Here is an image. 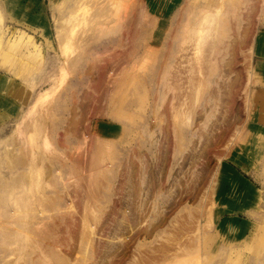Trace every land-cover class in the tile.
<instances>
[{"label": "rangeland", "instance_id": "1", "mask_svg": "<svg viewBox=\"0 0 264 264\" xmlns=\"http://www.w3.org/2000/svg\"><path fill=\"white\" fill-rule=\"evenodd\" d=\"M74 1L83 3V11L69 26L63 20ZM253 2L256 10L248 20ZM262 3L0 0L2 22L16 33L2 35L0 51L18 38L9 60L0 65V264H55L43 254L44 247L39 249L41 231L47 228L59 241L56 248L69 254L70 264L82 263L93 252L85 264H103L109 239L124 243L117 258L113 249L104 264H127L139 256L138 244L164 248L157 243L169 232L164 230L169 221L189 218L193 225L179 237L182 248L166 249L170 254L165 259L151 257L144 248L140 252L157 264H264V51L257 53L256 42L258 33H264ZM40 11L47 28L35 16ZM207 17L214 19L210 23ZM59 27L66 29V45L60 43ZM77 58L84 60L67 65ZM97 60L113 65L111 79L102 71L104 80L91 74ZM89 80L98 83L97 103ZM74 115L82 119L83 129L72 137L68 132ZM20 153L29 164L13 170L12 160ZM89 156L97 162L92 170ZM140 159L151 175L143 187L152 181L153 191H143L138 199L136 192L117 188L126 182L127 161L133 164L132 184L137 185ZM76 161L87 166L82 164L78 175L70 168ZM20 172L30 175L26 185L13 190L11 180L21 177ZM231 172L250 187L238 186ZM90 173L98 174L101 186L94 210L104 215L96 225L94 248L80 251L85 195L75 181L85 190ZM160 173L162 187L157 186ZM121 193L130 204L121 203ZM73 200L79 203L74 225L67 209ZM141 204L145 214L135 224L136 233L117 234L122 220L118 210L136 211ZM158 211L162 217L153 218ZM147 219L164 220L146 235ZM66 225L73 235L72 250L66 246Z\"/></svg>", "mask_w": 264, "mask_h": 264}, {"label": "bare ground", "instance_id": "2", "mask_svg": "<svg viewBox=\"0 0 264 264\" xmlns=\"http://www.w3.org/2000/svg\"><path fill=\"white\" fill-rule=\"evenodd\" d=\"M255 1V0H254ZM261 2H263L264 3V0H261ZM80 2L78 1V2H76V1H74V4L73 5H71L70 6V9H69V14H68V18H66L67 20H63V23H70L69 24V26L70 25H72V22H70L71 20H72V18H73V21H74V18L76 17H78V16H76L77 15V13L78 12H82L83 10H82V4L80 5L79 4ZM262 3V4H263ZM71 4V3H70ZM249 5H251V7L250 8H248V10H247V16H246V18L249 20V18H250V16H251V14L252 13H254L255 12V10H256V5H255V3L253 2V4H249ZM248 5V6H249ZM105 7H107V6H105ZM246 8V9H247ZM64 9V8H63ZM28 12H29V10H28ZM260 17H262V20L264 21V7L262 6V9H260ZM28 14V16H30L29 15V13H27ZM44 13H43V11H40L38 14H36L35 16L36 17H38V18H42L43 19V23L45 24V26H46V28H47V24H48V22H47V20H46V18H45V16L43 15ZM213 19H214V17H213ZM213 19H210V17H207V20H208V22H212V20ZM77 20V19H76ZM3 21V16H2V13H1V11H0V41L2 40V35H4V38L7 36V35H9V34H16L15 32H10V29H9V27L8 28H6V25L4 24V22H2ZM74 22H76V21H74ZM3 23V24H2ZM77 24V23H76ZM251 25V24H250ZM58 26V25H57ZM64 26V25H63ZM74 29H75V23H74ZM248 27V26H247ZM247 27H246V30H247ZM64 29L65 28H61V27H59L57 30V32H58V37H59V40H60V43L62 42H65L64 40H62V38H63V36H65V34L63 33V31H64ZM71 29H73V28H71ZM73 29V30H74ZM66 30V29H65ZM76 30V29H75ZM199 30H201L200 28H199ZM198 30V31H199ZM68 31V30H67ZM248 31V30H247ZM46 32V31H45ZM69 33V32H68ZM71 33H74V32H71ZM71 33H70V35H68V36H70L71 37ZM77 33V32H76ZM247 33V32H246ZM256 33V32H255ZM67 36V37H68ZM69 37V39H71ZM3 38V39H4ZM65 38V37H64ZM244 38H245V36H244ZM30 39H31V37H30ZM75 39V38H74ZM68 40V39H67ZM17 41H18V38H15L14 39V41L13 40H10V41H8L7 42V44H6V47H5V49H2L1 51H0V65L2 66V64L3 65H5V63L9 60V58L11 57V50H12V46H14L13 44H17ZM49 41V40H48ZM52 41V40H51ZM244 41V40H243ZM256 42H258V45L259 46H257V53L259 54H261L263 51H264V33H258V35H257V41ZM1 43V42H0ZM10 43H11V45H10ZM50 43V42H49ZM61 43V44H62ZM67 43H69V42H65L64 44H62V45H66ZM8 44L11 46V47H9L8 46ZM9 47V48H8ZM64 47V46H63ZM63 47H61V48H63ZM233 47V49H234V45L232 46ZM0 48H1V44H0ZM63 50H64V48H63ZM233 51V50H232ZM63 52H65V51H63ZM255 53V52H254ZM62 55H67V53H65V54H62ZM67 57H68V55H67ZM67 57H65V58H67ZM234 57V56H233ZM197 58V57H196ZM202 57H200V59H201ZM71 59V58H70ZM197 59H199V58H197ZM204 59V58H203ZM66 60V59H65ZM84 59H74V60H72V61H69V63H67V65H70V64H73V65H79L82 61H83ZM119 59H116V61L114 62V63H116L117 61H118ZM233 60V59H232ZM96 61V60H95ZM120 61V60H119ZM198 61V60H197ZM196 61V62H197ZM67 62H68V59H67ZM111 62V61H110ZM200 62H202V59L200 60ZM230 62H233V61H231L230 60ZM230 62H228L229 64H230ZM95 62H93V64H92V67H91V70H90V72H91V74L92 73H97L96 75H95V77L97 78V79H99V80H104V79H102V77L101 76H99V73L102 71V72H105L106 73V75H107V78H109L110 77V79H111V76H112V74L111 73H113V71H114V67H113V65H111L110 63H107V64H105V63H102L101 61H99V60H97V62H96V64H94ZM114 63H112V64H114ZM120 63V62H119ZM119 63H116V64H119ZM98 64V66H99V68L96 66ZM199 64H201V63H199ZM203 64V63H202ZM234 64V63H233ZM66 65V66H67ZM201 66V65H200ZM228 66V65H227ZM88 69V71H89V68H87ZM231 68H229V70H230ZM67 70H69V69H67ZM87 73V72H86ZM93 75V74H92ZM105 75V76H106ZM114 77V76H113ZM112 77V78H113ZM87 79H90V76H88L87 77ZM107 80V79H106ZM237 82V81H236ZM95 83V84H94ZM235 83V82H234ZM108 85H110V84H108ZM99 86H98V83L97 82H91L90 80H89V86H88V89H90V94H91V99H94V98H96V95L98 94V88ZM85 97V96H84ZM77 102V101H76ZM75 102V103H76ZM94 103H97V100L96 99H94ZM52 105V104H51ZM49 107V106H48ZM74 108V107H73ZM75 108L77 109V108H80V107H78V104L77 105H75ZM172 109H174L173 107H172ZM170 113V112H169ZM77 115V114H76ZM76 115H74L75 116V118H74V120H72V123H70V127H69V131L70 132H68L69 134H68V136H72V137H74L75 135H76V133L79 131V128L81 127L82 129H83V123H81L80 121L82 120V119H79L80 117H78V118H76ZM161 116V115H160ZM159 116V118H161ZM167 116V115H166ZM167 119V118H166ZM162 121H159V122H157V124H156V127H158L159 129H160V131L162 130V128H163V126L161 125L162 123H161ZM46 123V122H45ZM167 124V123H166ZM169 126V125H168ZM95 131V133H94V135H96L97 133H96V128H97V126L95 125H92L91 126ZM77 129V130H76ZM167 130V132L169 133V131H168V129H166ZM82 134H84V139H88V137H85V131H83L82 132ZM96 136H98V134L96 135ZM169 137V136H168ZM167 137V138H168ZM211 139V138H210ZM209 139V140H210ZM91 140V139H90ZM212 140V139H211ZM213 141V140H212ZM97 143V140L96 141H93V144H92V146H91V148H94V145ZM208 144V143H207ZM213 144V143H212ZM207 146V145H206ZM213 145H211V147H212ZM85 148V147H84ZM168 148L166 147V150H167ZM206 149V148H205ZM89 150H90V148H89ZM204 150V149H203ZM85 151V150H84ZM207 153V151L206 150H204L203 151V153ZM83 153V152H82ZM82 153H81V155H79L80 157L82 156ZM167 153H168V151H167ZM21 155H19V156H21V157H18L17 155H15V156H17V157H15L14 156V160H12V163L15 165H13L14 167L12 168L13 170H15V169H19L20 167H22V165H25V166H27V164H29V162L27 163V161H26V159H25V157H24V155H22V153H20ZM202 155V154H201ZM206 155V154H205ZM166 156H168V155H166ZM200 156V155H199ZM84 157H87L88 158V155H86V153L84 154ZM202 157V156H201ZM204 158H206V156H203ZM202 157V158H203ZM82 158V157H81ZM89 158H90V162H89V164H88V166H89V170H92V169H94V167H95V165H96V161L94 162V160H95V158H93V157H90L89 156ZM167 158V157H166ZM84 160V159H83ZM97 161L98 162H100L101 160L98 158L97 159ZM220 163V162H219ZM223 163V162H222ZM222 163L219 165V167H218V169H217V172L220 170V168H221V166H222ZM83 164V167L85 168V167H87L86 166V164H85V162L84 163H82ZM82 164H80L79 163V161L77 162H74V163H72V165L70 166V168H71V170L73 169L74 170V172H75V174L76 175H78L79 174V170L82 168ZM165 164V163H164ZM167 165V164H166ZM166 167V166H165ZM164 166H163V168H165ZM126 168H127V173H126V182L125 183H120L119 184V186H118V188H117V191L119 192V191H121V192H123V191H128V192H130V193H137V198L138 199H140V196H141V194H142V192L144 191H147V193L148 192H150L151 193V189H152V185H153V183H152V181H150L151 183L147 186V187H143L144 185H146V184H148L149 183V178H148V176L150 177L151 175H149V166H147V163L144 161V160H142V159H140V163H139V168H138V173H137V180H138V183H137V185H134L133 186V181H132V179L133 178H135L134 176H133V164H131V161L130 162H128L127 161V163H126ZM225 168H226V166H224L223 168H222V171L223 170H225ZM152 169V168H151ZM162 170V169H161ZM160 171V170H159ZM165 171V170H164ZM84 172V171H83ZM22 173H23V171H22ZM21 172L19 173V175L21 176V177H19L18 179H12L11 180V184H12V182H13V184H12V188H13V190L14 189H17L18 187H21L23 184H25V182H27V178H28V176L30 175L29 173H28V176H27V174L26 175H23L24 173H27V172H24L23 174H22ZM136 173V172H135ZM232 173V172H231ZM162 175H163V173H162ZM205 176V175H204ZM158 177V176H157ZM231 179H233L234 181H236L235 183H237L238 184V186H240V187H243V188H247L248 187V184H246L245 182H244V180L240 177V176H238L236 173H232V175H231ZM161 173H160V175H159V178H158V182L157 183H159V184H157V186H159V187H162L161 186ZM163 178V177H162ZM202 179V178H201ZM163 180V179H162ZM135 181V180H134ZM148 182V183H147ZM75 183H76V188H78V190H81V191H83V194L85 195V200L83 201L84 202V215L82 216V218L79 220V223H80V228H79V239H80V242H79V250L81 251V248L82 247H84L85 248V251H87L88 250V247L89 246H91L92 248H94L93 247V240H94V238H95V236H97V224L98 223H100V219H102L103 218V211H101V210H99V211H97V210H94L98 205L97 204H95L96 203V198H95V196L97 195L98 196V194H96V193H98V191H100L101 190V186L99 185V177H98V174L97 173H94V174H92V173H90L89 174V180H88V183H87V187H86V189L85 190H83V187L81 186V181L79 180V179H77L76 181H75ZM198 183V182H197ZM136 184V183H135ZM181 184V183H180ZM26 185V184H25ZM184 185V184H183ZM200 185V184H199ZM158 187V188H159ZM198 188V187H197ZM188 190V189H187ZM191 190V189H190ZM64 191H67V190H64ZM73 191V190H72ZM152 191H153V189H152ZM178 191V190H177ZM251 191V190H250ZM191 192L192 191H190V192H188V193H190L191 194ZM252 192V191H251ZM188 193H186L187 194V196H188ZM82 194V195H83ZM148 195V194H147ZM70 196V195H69ZM75 196V195H74ZM131 196H132V194H131ZM66 197V196H65ZM121 200L124 198V194L122 195V193H121ZM135 197V196H134ZM151 197V196H150ZM171 197H172V190L171 189H169L168 190V195H167V201L168 200H170L171 199ZM192 197H194V195H192ZM30 198V197H29ZM80 198V197H79ZM83 199V198H82ZM150 199V198H149ZM148 199V200H149ZM174 199H175V197H174ZM71 200V199H70ZM78 200V199H77ZM127 200V199H126ZM126 200H122L121 201V203H123V204H125V203H127L126 202ZM134 200V199H133ZM80 201V200H79ZM128 201V203L127 204H130L131 202L129 201V200H127ZM75 202H76V200H73V201H71V203H70V205L68 204V202H67V204H68V206H67V209L68 210H70V214H69V216L71 217V219H70V221H71V223L74 225L75 223H76V221H75V219L73 218L74 217V215H76L77 214V212H78V210H77V203L75 204ZM174 202H176V201H174ZM143 203V202H142ZM176 203H178V201L176 202ZM79 204V203H78ZM135 204V203H134ZM142 205L143 204H141V205H139L138 206V210H136V211H122L121 209L120 210H118L119 211V219H122V220H120L119 222H118V226H117V228H116V233L118 234L119 233V235L121 234V233H125L127 230H129V231H131L132 233L133 232H135L136 230H135V226L137 225V223H140L141 221L140 220H142V219H140V220H138L139 219V216H141L140 214H145V212H143V210H142ZM175 206V205H174ZM80 207V206H79ZM78 207V208H79ZM170 207H172V206H170ZM133 208H134V206H133ZM168 209V208H167ZM170 209V208H169ZM13 211V210H12ZM14 211H16V209L14 210ZM13 211V212H14ZM16 212H18V213H20V211L18 210V211H16ZM16 212H14V213H12V214H16ZM23 212V211H22ZM17 213V214H18ZM163 213L161 212V211H158V212H156V213H154V216H153V218H155V217H158V216H161ZM41 215V214H40ZM79 215V214H78ZM80 216V215H79ZM146 216V215H145ZM162 217V216H161ZM141 218H143V217H141ZM145 218V217H144ZM152 218V217H151ZM15 219V218H14ZM124 219H131V220H133V222L132 221H130V220H124ZM135 219V220H134ZM24 220V219H23ZM65 219H63V221H64ZM161 220H164V219H147V220H145V221H147V223H148V225L146 226V228H145V230L144 231H142V232H144V234H150V233H152V231H153V228L155 227V224L156 223H161L160 221ZM178 220H180L182 223H179V221ZM102 222V221H101ZM192 222H193V219H172L171 221H169V223H168V225L165 227V229L164 230H167V231H169V232H167V235L166 236H163V238L160 240L161 241V243H157V244H160L161 246H163L164 248H162V249H160V250H154L153 248H150V247H145L144 248V245H145V243H140V244H138L137 246H136V248H135V252H139V256H132V259L127 263V264H157V261H152V260H150V258L153 256V257H155V256H160V257H162V259H165V257H167L170 253L169 252H166L165 253V251H166V249H169L170 250V248L172 249V248H174V246H176V245H178L179 247H176V248H182L183 246H181V244H182V242L181 241H179V237L183 234V233H185V231L186 230H188L189 228H190V226L191 225H193L192 224ZM64 223V222H63ZM146 223V222H145ZM227 223H229L230 224V222L229 221H227ZM233 223V222H232ZM235 223V222H234ZM15 224V223H14ZM136 224V225H135ZM141 224V223H140ZM99 225V224H98ZM157 225V224H156ZM27 226V225H26ZM143 226V225H142ZM143 229H144V226H143ZM53 230V229H52ZM52 230H50V228H47L45 231H41V237H39V236H34V238L36 237V239H38L37 237H39L40 239V241H39V243H40V247L41 248H39V244H36L37 246H38V248L39 249H42L43 247L45 248V250H42V252H43V254H45L46 256H51L52 257V260H53V262L55 263V264H70V258H69V254L68 253H64L60 248H56V245L57 244H59V241L57 240V239H54V237H52L51 236V231ZM137 230H139V229H137ZM161 231V230H160ZM160 231H158V232H160ZM140 232V231H139ZM66 233H67V238H68V241H67V248H68V250H72V242H73V235H72V232H71V230H70V228H69V226L68 225H66ZM136 233V232H135ZM156 234V233H155ZM32 235V234H31ZM122 235V234H121ZM135 235V234H134ZM107 237V236H106ZM145 237V236H144ZM116 239H118L117 237H116ZM106 240V239H105ZM108 240V239H107ZM111 240V241H110ZM132 240V239H131ZM52 241V242H51ZM113 239H109V241L107 242V244H106V246H105V253H104V258L103 259H100L101 261L103 260L104 262H103V264L105 263V261H108L107 260V256L106 255H108V254H110L112 251H113V249H114V251H115V256H114V258L116 257L117 258V255L121 252V245H122V243H124V240H118L117 242L114 240L113 242ZM46 242L48 243V244H46ZM118 243V242H120V243H118V244H116V243ZM184 244V243H183ZM186 245L187 244H185L184 246L186 247ZM123 246V245H122ZM123 248V247H122ZM142 248H144V249H146V250H148L149 251V253H150V255H151V257H149V255L148 256H145V255H143L140 251H141V249ZM64 249V248H63ZM89 249H90V247H89ZM144 252V251H143ZM87 253V252H86ZM145 253V252H144ZM93 254H94V252L91 254V257L90 258H92V256H93ZM122 254V253H121ZM148 254V253H147ZM80 255V254H79ZM81 256V255H80ZM89 258V256H87V259ZM89 258V259H90ZM78 259H80V258H78ZM87 259H84V257H83V259H81L82 260V263H80V264H85L86 263V261H87ZM125 259V258H124ZM158 259V258H157ZM51 260V261H52ZM77 260V259H76ZM114 260H117V259H114ZM113 260V261H114ZM121 259H118V261H120ZM160 260V259H159ZM117 264H119V263H117Z\"/></svg>", "mask_w": 264, "mask_h": 264}, {"label": "crops", "instance_id": "3", "mask_svg": "<svg viewBox=\"0 0 264 264\" xmlns=\"http://www.w3.org/2000/svg\"><path fill=\"white\" fill-rule=\"evenodd\" d=\"M153 6H154V5H153ZM257 46H259V45H258V42H257ZM260 56H262V55H260ZM3 78H4V77H3ZM3 78H2V79H3ZM2 79H1V77H0V80H2ZM0 88H1V86H0ZM237 173H238V172H237ZM238 174H239V173H238ZM239 176L242 177L240 174H239ZM242 178H243V177H242ZM243 180H244V182L246 181L244 178H243ZM245 183H246V182H245ZM246 184H247V183H246ZM248 186H249V185H248ZM249 187H250V186H249ZM235 194H236V193H235ZM247 198H248V197H247ZM247 198L244 197V198H241V199L247 200ZM239 199H240V198H239ZM226 219H235V218H226ZM236 219H237V218H236Z\"/></svg>", "mask_w": 264, "mask_h": 264}]
</instances>
